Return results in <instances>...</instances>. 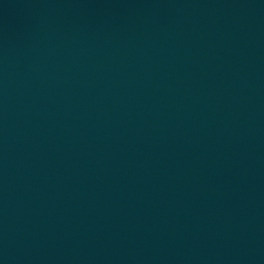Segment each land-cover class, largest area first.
<instances>
[{
    "label": "water",
    "instance_id": "water-1",
    "mask_svg": "<svg viewBox=\"0 0 264 264\" xmlns=\"http://www.w3.org/2000/svg\"><path fill=\"white\" fill-rule=\"evenodd\" d=\"M0 264H264V0H0Z\"/></svg>",
    "mask_w": 264,
    "mask_h": 264
}]
</instances>
